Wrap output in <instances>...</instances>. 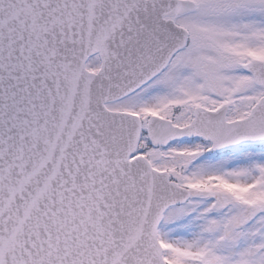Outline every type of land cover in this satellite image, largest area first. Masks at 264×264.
I'll return each mask as SVG.
<instances>
[{
	"label": "snow or ice",
	"instance_id": "snow-or-ice-1",
	"mask_svg": "<svg viewBox=\"0 0 264 264\" xmlns=\"http://www.w3.org/2000/svg\"><path fill=\"white\" fill-rule=\"evenodd\" d=\"M0 264H264V0H0Z\"/></svg>",
	"mask_w": 264,
	"mask_h": 264
}]
</instances>
